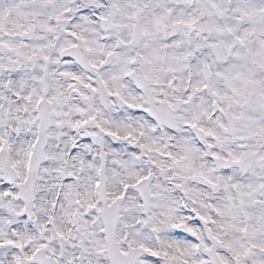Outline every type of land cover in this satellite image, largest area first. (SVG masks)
<instances>
[{
    "label": "snow or ice",
    "instance_id": "6c2138e0",
    "mask_svg": "<svg viewBox=\"0 0 264 264\" xmlns=\"http://www.w3.org/2000/svg\"><path fill=\"white\" fill-rule=\"evenodd\" d=\"M0 264H264V0H0Z\"/></svg>",
    "mask_w": 264,
    "mask_h": 264
}]
</instances>
